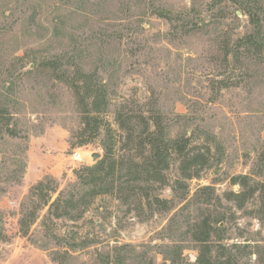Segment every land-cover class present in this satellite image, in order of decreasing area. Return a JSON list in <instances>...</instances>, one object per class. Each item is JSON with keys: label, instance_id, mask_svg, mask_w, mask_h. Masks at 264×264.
<instances>
[{"label": "rangeland", "instance_id": "obj_1", "mask_svg": "<svg viewBox=\"0 0 264 264\" xmlns=\"http://www.w3.org/2000/svg\"><path fill=\"white\" fill-rule=\"evenodd\" d=\"M248 3L264 8V0H0V264H118L117 255L119 264H171L172 244L181 246L176 264H197L192 232L208 224L209 255L264 264V61L243 56L249 70L232 78L240 83L221 85L223 43L252 30L240 11ZM188 9L198 15L187 24L158 13ZM94 97L98 132L84 122ZM155 112L167 140L189 138L186 169L169 151L160 172L149 171L142 117ZM104 144L108 191L70 186L75 170L105 156ZM61 189L82 205L46 218Z\"/></svg>", "mask_w": 264, "mask_h": 264}, {"label": "trees", "instance_id": "obj_2", "mask_svg": "<svg viewBox=\"0 0 264 264\" xmlns=\"http://www.w3.org/2000/svg\"><path fill=\"white\" fill-rule=\"evenodd\" d=\"M248 9L240 10L242 13H245L249 17V24L252 26V30L245 33L243 36L237 37L235 40L225 41L223 43L224 47V60L221 64V70H224L222 75L225 77L221 80V85L223 87H230L232 85H237L238 81H233L234 70H249V67L242 66L240 64V59L243 56L248 57L249 59H256L259 62L264 61V32L262 33V28L264 26V8L256 7L250 8L251 4H246ZM160 16L165 19L173 22L175 24L182 23L187 24L191 21H195V17L198 15L193 9H188L185 11L171 12L160 10L158 12ZM60 57H53L51 64L57 65L60 62ZM231 70V71H230ZM103 91L104 86H102ZM97 98H93V112H87L84 114V122L89 124L90 122L95 125L94 130L98 132L99 126V116L97 113L101 111V108L97 106ZM92 114V115H90ZM145 124V131L149 136L152 148V157L151 165L148 167L149 171L152 174H158L160 172L161 163H165L167 159V154L169 151H174L179 153L183 157V167L186 169V162L188 163L190 159V150L188 149L189 138L182 136L175 140H167L164 135V128L162 126V116L160 112H155L151 115L150 120L142 117ZM118 121L121 127L125 126L123 120V115L118 116ZM152 127V128H151ZM9 131V136H14L13 132ZM84 141V140H83ZM105 145V144H104ZM105 156L99 160L97 163L92 166H83L80 169L75 170V175L77 181L70 184V186H75L76 184H84L89 186V195L95 196L100 193L107 192V176H101V172L105 169L108 157L110 156L111 148L108 145H105ZM199 156L194 157L195 164L197 163ZM117 162H114L116 165ZM123 167V165L121 166ZM129 169V168H128ZM44 185V182H38L33 189L38 190ZM82 198L79 197L73 191H68L67 189H61L58 192L57 198L49 204L48 214L46 218H49L48 215H54L56 218L62 217L64 215H69L72 211H76L82 205ZM159 201V200H158ZM161 201V200H160ZM48 202H46L47 204ZM201 228V227H200ZM211 226L208 224L204 232L199 231L194 228L192 232V239L198 243L197 249L199 250L198 255L196 256L197 264H232L231 257L222 258L219 255H209L211 252V245H209V232ZM169 246V245H167ZM174 248V254L170 258H166L170 261L171 264H176L177 259L181 256V246L178 244H172ZM120 263V256H115L113 263ZM148 264H154L153 261H150Z\"/></svg>", "mask_w": 264, "mask_h": 264}, {"label": "water", "instance_id": "obj_3", "mask_svg": "<svg viewBox=\"0 0 264 264\" xmlns=\"http://www.w3.org/2000/svg\"><path fill=\"white\" fill-rule=\"evenodd\" d=\"M98 158H99V154L98 153H93L92 154L93 161L97 160Z\"/></svg>", "mask_w": 264, "mask_h": 264}]
</instances>
